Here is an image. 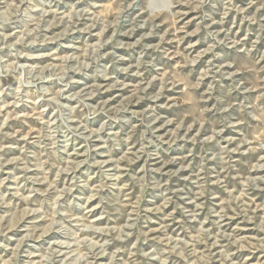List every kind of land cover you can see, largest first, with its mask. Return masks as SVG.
<instances>
[{"label":"clouds","instance_id":"clouds-1","mask_svg":"<svg viewBox=\"0 0 264 264\" xmlns=\"http://www.w3.org/2000/svg\"><path fill=\"white\" fill-rule=\"evenodd\" d=\"M0 264H264V0H0Z\"/></svg>","mask_w":264,"mask_h":264}]
</instances>
